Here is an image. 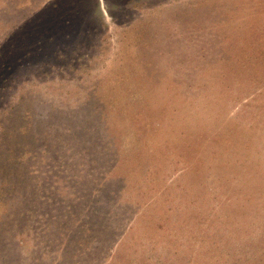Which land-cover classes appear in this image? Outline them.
<instances>
[{"label":"rangeland","instance_id":"374dc122","mask_svg":"<svg viewBox=\"0 0 264 264\" xmlns=\"http://www.w3.org/2000/svg\"><path fill=\"white\" fill-rule=\"evenodd\" d=\"M0 264H264V0H0Z\"/></svg>","mask_w":264,"mask_h":264}]
</instances>
